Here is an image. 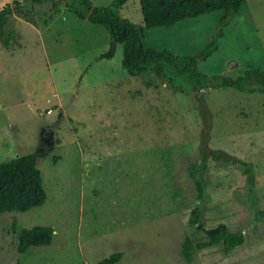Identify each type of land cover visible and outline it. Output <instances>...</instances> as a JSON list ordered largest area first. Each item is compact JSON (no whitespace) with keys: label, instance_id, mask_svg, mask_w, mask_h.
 Instances as JSON below:
<instances>
[{"label":"rangeland","instance_id":"1","mask_svg":"<svg viewBox=\"0 0 264 264\" xmlns=\"http://www.w3.org/2000/svg\"><path fill=\"white\" fill-rule=\"evenodd\" d=\"M74 1L0 0V10L11 7L5 34L15 33L9 48L0 39V162L45 153L37 164L47 193L41 206L0 213V264H97L117 251L116 264H264V92H181L154 71L131 75L121 44L101 58L110 34L78 17ZM121 14L144 28L145 47L198 56L211 82L264 66V0H246L225 21L222 9L168 27H145L140 0ZM218 33L219 48L203 59ZM198 204L207 229L225 223L245 243L196 250L186 262V237L208 240L190 225ZM15 218L52 226L53 243L19 253Z\"/></svg>","mask_w":264,"mask_h":264},{"label":"trees","instance_id":"2","mask_svg":"<svg viewBox=\"0 0 264 264\" xmlns=\"http://www.w3.org/2000/svg\"><path fill=\"white\" fill-rule=\"evenodd\" d=\"M47 0H30L32 5L41 4ZM129 0H114L108 6H94L90 0H78L70 4L69 8L82 19H88L94 24L102 25L109 32L112 45L109 51L101 54V58H112L116 47H123V67L131 75H140L146 71H154L158 76L168 80L176 91L185 92L189 89H208L231 87L247 92H264V66L248 67L244 74L233 78L227 75H215L211 82L208 74L199 67L198 56L177 54L169 49L159 50L145 47L144 28L137 25L121 14L122 7ZM246 0H140L145 27H168L176 22L194 18L217 10H225V21L231 14L238 13ZM11 7L7 5L0 10V39L6 48L12 45L15 33L10 30L5 34L7 16ZM6 35V36H5ZM218 33L203 49L201 56L207 59L219 48ZM186 81V84L183 83ZM205 118V116H203ZM45 153L30 152L19 155L8 161L0 162V213L23 212L43 205L47 200V193L43 184L38 159ZM223 157L218 153L217 157ZM220 158V157H219ZM229 160L228 155H225ZM234 161L238 162L237 159ZM247 173L251 176L252 166L248 165ZM192 176L198 190V198L203 199L205 182L197 175L198 165L193 166ZM201 168L206 169L205 162ZM251 183V184H252ZM254 184H252L253 186ZM264 215V212H263ZM191 227L204 231L208 240L194 243L189 236L182 243L181 254L185 261L191 263L194 254L207 247L222 244L223 250L229 252L237 246L243 245L246 237L243 233L229 230L225 223L206 228L202 219V210L198 204L191 212ZM55 229L52 226L37 225L32 228L21 227L19 219L13 221V232L17 237V251L25 253L32 246H46L53 243ZM195 245V246H194ZM124 256L123 251H117L97 264H116Z\"/></svg>","mask_w":264,"mask_h":264}]
</instances>
